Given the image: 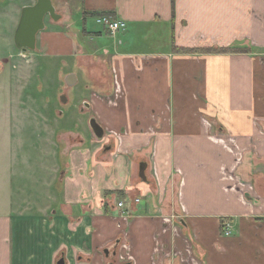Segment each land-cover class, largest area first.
<instances>
[{
	"label": "crops",
	"instance_id": "obj_1",
	"mask_svg": "<svg viewBox=\"0 0 264 264\" xmlns=\"http://www.w3.org/2000/svg\"><path fill=\"white\" fill-rule=\"evenodd\" d=\"M50 1L58 18L36 35L38 50L76 54L87 72L101 57L89 110L115 145L65 134L49 198L30 191L33 205L19 189L0 204V264H20L27 249L73 264H264V0H174L173 13L171 0H68L82 20L125 22L114 34L101 26L112 42L98 55L66 41Z\"/></svg>",
	"mask_w": 264,
	"mask_h": 264
},
{
	"label": "rangeland",
	"instance_id": "obj_2",
	"mask_svg": "<svg viewBox=\"0 0 264 264\" xmlns=\"http://www.w3.org/2000/svg\"><path fill=\"white\" fill-rule=\"evenodd\" d=\"M67 1L60 0L57 3L55 0L58 12L62 11L64 15L62 26L68 25L63 26L66 41L74 44L76 40L77 44H81L77 49L78 54L85 51L96 52L98 55V50L104 44H110L112 39L91 17H86L84 24L81 11L67 6ZM23 2L24 0H0V204L6 203L8 198L16 200L18 195L24 194L19 189L26 191L24 198L30 204H33V197L37 196H32V192L49 198V192L44 186L49 183L54 167L58 165L60 170L63 169L64 157L61 152L66 140L65 134L73 132L81 137L86 136L87 139L93 138L89 121L94 114L84 108L83 102L91 106L93 100L88 97L92 91L91 79H104L102 72H105V63L101 61V57L95 58L98 62L91 64L87 72L83 66L87 63L82 58L78 59L76 54H45V51L39 52L40 46L37 43L34 50L23 52L17 49L13 39L24 7ZM69 14L70 21L67 22L66 16ZM49 20L46 16L44 28L46 26L51 29ZM97 30L102 32L99 39L96 36L89 39L83 33ZM168 34L167 31V40ZM94 71L102 72L96 75ZM72 74L76 77V84L67 87L66 76ZM112 97L109 95L110 99ZM97 123L101 126L98 120ZM113 137L114 134L104 131L103 138L107 142L105 145L111 149L115 145ZM94 140L96 144L101 142L95 138ZM50 147L53 154L46 155L45 158V153L51 152ZM111 153L109 151L107 156ZM54 185L57 186V182ZM28 191L32 192L27 193ZM3 209L6 210L0 205V213ZM228 222L231 223L230 220ZM29 252L32 251L23 250L28 257L21 253L16 262L24 264L25 258L26 264H40V260L34 259V255ZM61 259L64 264L77 262L76 257L66 253L53 255L52 260L44 256L40 262L57 264Z\"/></svg>",
	"mask_w": 264,
	"mask_h": 264
},
{
	"label": "water",
	"instance_id": "obj_3",
	"mask_svg": "<svg viewBox=\"0 0 264 264\" xmlns=\"http://www.w3.org/2000/svg\"><path fill=\"white\" fill-rule=\"evenodd\" d=\"M46 16L56 20L58 16L55 14V9L50 0H36L35 4L25 6L21 11V18L14 33V44L17 49L25 52L27 50H34L36 47V35L44 29V18ZM65 84L67 87L76 84V77L72 75L66 76ZM84 108L89 109L90 105L87 102L83 103ZM89 127L97 140H102L104 130L96 122L94 118L90 119ZM143 166V165H142ZM142 169L140 175L142 176ZM57 264H64L61 259ZM113 264V263H109ZM129 264V263H121Z\"/></svg>",
	"mask_w": 264,
	"mask_h": 264
},
{
	"label": "built area",
	"instance_id": "obj_4",
	"mask_svg": "<svg viewBox=\"0 0 264 264\" xmlns=\"http://www.w3.org/2000/svg\"><path fill=\"white\" fill-rule=\"evenodd\" d=\"M95 22L97 24H99L100 26H102L103 28H105L106 30H108L111 34H114L115 32L119 31V30H124L125 29V22L122 21H116L114 19H112L111 17L108 16H98L95 19ZM118 94H121V91L118 89ZM119 96V95H118ZM116 98V95H115ZM112 99V100H111ZM109 99L110 103H113V97ZM116 134H114L115 136ZM114 138V137H113ZM118 207H122V203H118ZM178 215H174L172 218H164L163 222L165 225H167L168 223H174L177 220ZM177 222V221H176ZM223 228V234L226 237L231 236L232 234V224L230 222H223L222 225ZM130 259H128L129 261Z\"/></svg>",
	"mask_w": 264,
	"mask_h": 264
},
{
	"label": "trees",
	"instance_id": "obj_5",
	"mask_svg": "<svg viewBox=\"0 0 264 264\" xmlns=\"http://www.w3.org/2000/svg\"><path fill=\"white\" fill-rule=\"evenodd\" d=\"M171 6H172V13L174 12V0H171ZM84 14V19L86 18V17H98V16H111V17H113V15H112V13L111 12H108V13H106V12H101V13H88V14H86V13H83ZM85 15H89V16H86L85 17ZM83 19V20H84ZM85 21V20H84ZM85 24V23H84ZM83 33L85 34V35H88L85 31H83ZM94 35H96V34H94ZM98 35V34H97ZM173 50L175 51V52H178V53H181V52H185V53H187V52H197V50L196 49H186V48H179V47H174L173 48ZM204 51H208V53H211L212 52V50H210V49H206V50H204ZM213 51L215 52V51H219V52H226L227 51V48H221V49H213ZM223 222H225L224 220L221 222V225H223Z\"/></svg>",
	"mask_w": 264,
	"mask_h": 264
},
{
	"label": "flooded vegetation",
	"instance_id": "obj_6",
	"mask_svg": "<svg viewBox=\"0 0 264 264\" xmlns=\"http://www.w3.org/2000/svg\"><path fill=\"white\" fill-rule=\"evenodd\" d=\"M49 17V16H48ZM50 18V17H49Z\"/></svg>",
	"mask_w": 264,
	"mask_h": 264
}]
</instances>
